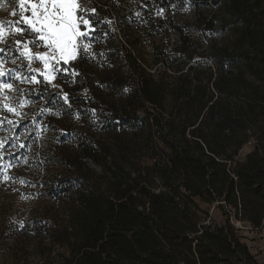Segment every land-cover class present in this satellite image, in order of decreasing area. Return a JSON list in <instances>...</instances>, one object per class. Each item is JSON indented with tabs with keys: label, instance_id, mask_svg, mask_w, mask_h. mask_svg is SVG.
<instances>
[{
	"label": "trees",
	"instance_id": "1",
	"mask_svg": "<svg viewBox=\"0 0 264 264\" xmlns=\"http://www.w3.org/2000/svg\"><path fill=\"white\" fill-rule=\"evenodd\" d=\"M171 1L84 4L90 54L57 77L84 118L52 186L58 264H261L231 218L264 232V0H193L166 21Z\"/></svg>",
	"mask_w": 264,
	"mask_h": 264
},
{
	"label": "rangeland",
	"instance_id": "2",
	"mask_svg": "<svg viewBox=\"0 0 264 264\" xmlns=\"http://www.w3.org/2000/svg\"><path fill=\"white\" fill-rule=\"evenodd\" d=\"M132 1L144 9L161 7V3H155L154 0ZM192 2L172 0L170 12H163L164 18L166 21L167 17H174L178 21L187 20ZM81 3L85 6L89 2L81 0ZM14 10L18 11L14 3H5L0 7V20H15L11 16ZM136 13L134 15L140 19ZM113 28L117 29L115 22ZM146 38L150 39V35H146ZM7 66L15 67L11 64ZM33 67L41 65L34 63ZM37 78L41 80L40 84L19 85L28 89L25 98L32 101L31 105L23 109L26 115L22 119L8 113L0 114L18 121L15 127L7 121L0 124V139L6 141L5 148L0 150L3 153L0 163H12L14 167L7 170V175L27 181L26 184H20L0 179V264H58V253L63 251L52 246L47 234V226L53 225L57 229L61 223L58 203L52 202V186L57 184L54 177L58 171L56 164L59 155L65 146H69L75 131L67 130L72 125L71 120L80 122L82 126L84 118L82 115L78 119L70 115L72 112L59 98L60 87L52 88L43 82L42 77ZM54 83L58 85L57 78ZM57 112L59 116L55 114ZM20 144L24 147H19ZM251 151V145L245 147L240 153L241 158ZM210 212L217 222L224 221L217 205L212 206ZM231 221L259 263L264 264V232L233 217Z\"/></svg>",
	"mask_w": 264,
	"mask_h": 264
},
{
	"label": "snow or ice",
	"instance_id": "3",
	"mask_svg": "<svg viewBox=\"0 0 264 264\" xmlns=\"http://www.w3.org/2000/svg\"><path fill=\"white\" fill-rule=\"evenodd\" d=\"M5 3H14L18 11L11 12L15 20H0V114L8 113L22 119L26 115L23 109L32 101L25 98L28 89L19 85L40 84L37 78L40 76L50 87H59L54 83L57 73L67 71L61 65L75 61L81 51L85 56L90 54V37L95 32L94 20L98 17L95 7L86 8L81 0H0V7ZM106 23L111 24V21ZM34 63L41 67H33ZM9 64L15 67L9 68ZM71 75L75 77L80 73L73 69ZM61 98L71 107L67 93ZM4 121L14 127L18 123L7 115H0V124ZM5 143V139H0V150L5 148ZM11 167L14 165L10 162L0 163V179L26 184L23 179L7 175Z\"/></svg>",
	"mask_w": 264,
	"mask_h": 264
}]
</instances>
